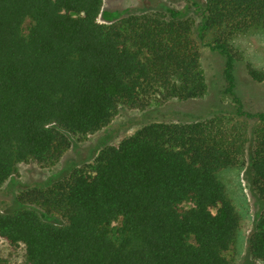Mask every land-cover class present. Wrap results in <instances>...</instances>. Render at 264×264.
I'll use <instances>...</instances> for the list:
<instances>
[{
  "label": "trees",
  "instance_id": "1",
  "mask_svg": "<svg viewBox=\"0 0 264 264\" xmlns=\"http://www.w3.org/2000/svg\"><path fill=\"white\" fill-rule=\"evenodd\" d=\"M103 2L0 0V186L19 163L53 166L68 135L99 131L121 105L207 94L189 19L167 7L99 23ZM203 6L201 31L223 57L233 111L149 123L49 187L21 191L26 207L0 209V239L23 245L22 264H229L243 219L219 173L245 168L264 208V112L244 110L234 91L238 40L264 34V0ZM246 72L264 81V69L246 62ZM246 240L264 264V209Z\"/></svg>",
  "mask_w": 264,
  "mask_h": 264
},
{
  "label": "rangeland",
  "instance_id": "2",
  "mask_svg": "<svg viewBox=\"0 0 264 264\" xmlns=\"http://www.w3.org/2000/svg\"><path fill=\"white\" fill-rule=\"evenodd\" d=\"M205 0H104L97 21L112 23L131 14L172 8L181 12L183 19L193 24V39L200 53L201 70L205 76L207 94L196 100L166 102L153 101L145 108H130L121 105L112 121L84 138L68 135L70 148L50 167H41L33 161L17 164L15 173L0 186V209L10 212L26 207L17 202V195L32 186L49 187L54 181L67 175L72 169L93 162L98 152L106 146H117L119 142L133 135L141 127L153 122H189L201 120L213 114L232 112L235 100L225 94L222 70L224 60L218 51L210 49L212 36L201 31ZM243 61L236 63L235 94L241 100L244 110L250 113L264 112V81H253L246 72V62L257 69H264V34L253 32L239 38ZM252 130L253 123L247 122ZM228 197L242 216L243 225L238 231L236 245L225 253L229 264H260L250 258L247 252L248 236L252 232L257 216L264 209L251 191L249 176L245 168H227L219 173ZM43 214L46 221L63 224L54 213ZM25 261L23 245L9 246L0 239V264H22Z\"/></svg>",
  "mask_w": 264,
  "mask_h": 264
}]
</instances>
